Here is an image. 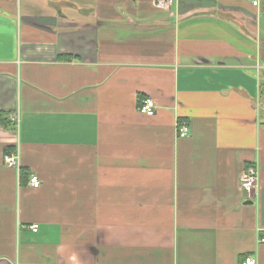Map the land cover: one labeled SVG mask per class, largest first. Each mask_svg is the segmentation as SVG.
I'll use <instances>...</instances> for the list:
<instances>
[{
	"label": "crops",
	"instance_id": "obj_1",
	"mask_svg": "<svg viewBox=\"0 0 264 264\" xmlns=\"http://www.w3.org/2000/svg\"><path fill=\"white\" fill-rule=\"evenodd\" d=\"M1 113L0 264H264V0H0Z\"/></svg>",
	"mask_w": 264,
	"mask_h": 264
},
{
	"label": "built area",
	"instance_id": "obj_2",
	"mask_svg": "<svg viewBox=\"0 0 264 264\" xmlns=\"http://www.w3.org/2000/svg\"><path fill=\"white\" fill-rule=\"evenodd\" d=\"M243 1L250 3L253 7L259 6V0H243ZM172 3L173 0H153V5L157 9H167ZM138 111L139 113L147 117L153 116L155 113V102L151 99H145L141 101L138 107ZM12 121H16L15 116L12 118ZM188 132H189V126L186 122L180 121L177 123L176 133L178 138H185L188 135ZM3 163L7 168H11L19 171L20 163H19L18 151L15 150L9 154H4ZM257 179H258L257 168L253 166H247L239 177L240 190L249 199H252L255 196V190L257 188ZM29 184L33 188H38L40 186V182L35 175H32L29 178ZM28 229L31 232L35 233L38 230V226L31 225L29 226ZM258 243L264 245V235L259 238ZM240 264H257V262L255 258L249 256L246 257L244 260H242Z\"/></svg>",
	"mask_w": 264,
	"mask_h": 264
},
{
	"label": "trees",
	"instance_id": "obj_3",
	"mask_svg": "<svg viewBox=\"0 0 264 264\" xmlns=\"http://www.w3.org/2000/svg\"><path fill=\"white\" fill-rule=\"evenodd\" d=\"M65 59H69V58H65ZM0 122H1V124L4 126V127H9L10 125H11V120H10V118H9V115L7 114V113H1L0 114ZM5 152V154H9V153H11V152H13L14 151V148H5V150H4ZM247 167V166H246ZM245 167V168H246Z\"/></svg>",
	"mask_w": 264,
	"mask_h": 264
},
{
	"label": "water",
	"instance_id": "obj_4",
	"mask_svg": "<svg viewBox=\"0 0 264 264\" xmlns=\"http://www.w3.org/2000/svg\"><path fill=\"white\" fill-rule=\"evenodd\" d=\"M252 202L248 201L247 204H251Z\"/></svg>",
	"mask_w": 264,
	"mask_h": 264
}]
</instances>
